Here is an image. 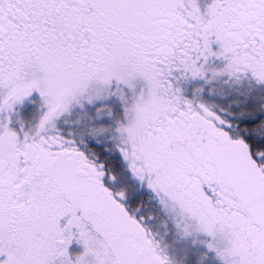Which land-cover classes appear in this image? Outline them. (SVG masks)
<instances>
[{
	"label": "snow or ice",
	"instance_id": "1",
	"mask_svg": "<svg viewBox=\"0 0 264 264\" xmlns=\"http://www.w3.org/2000/svg\"><path fill=\"white\" fill-rule=\"evenodd\" d=\"M0 264H264V0H0Z\"/></svg>",
	"mask_w": 264,
	"mask_h": 264
}]
</instances>
